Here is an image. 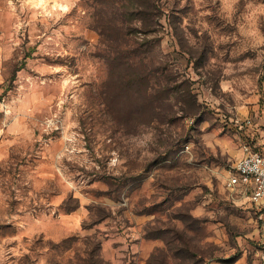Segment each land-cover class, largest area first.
<instances>
[{"label":"rangeland","instance_id":"obj_1","mask_svg":"<svg viewBox=\"0 0 264 264\" xmlns=\"http://www.w3.org/2000/svg\"><path fill=\"white\" fill-rule=\"evenodd\" d=\"M154 1L121 42L106 1L0 0V264H264L225 185L232 121L264 141V0Z\"/></svg>","mask_w":264,"mask_h":264},{"label":"built area","instance_id":"obj_2","mask_svg":"<svg viewBox=\"0 0 264 264\" xmlns=\"http://www.w3.org/2000/svg\"><path fill=\"white\" fill-rule=\"evenodd\" d=\"M256 125L253 115L232 121L241 153L234 160L225 185L226 189L255 207H264V141L259 142L251 135Z\"/></svg>","mask_w":264,"mask_h":264},{"label":"trees","instance_id":"obj_3","mask_svg":"<svg viewBox=\"0 0 264 264\" xmlns=\"http://www.w3.org/2000/svg\"><path fill=\"white\" fill-rule=\"evenodd\" d=\"M96 3H102L103 1H106L110 4V7H112L115 10V17L117 20V23L120 25V28L122 30V35L116 36V40L123 41V36H129L134 35L135 32H144L146 29L149 31L150 28L153 29V31H156V27L161 26L160 24V13L157 10V4L154 0H93ZM134 23H139L140 26L135 27L133 25ZM117 43L116 46L118 47L116 58L117 60H122L125 62L127 61V56L134 54V49L140 47L142 44L138 45H132L134 49L131 47H128L127 45L123 46V43ZM121 43V44H120ZM121 47V48H120ZM136 57V56H134ZM134 59V58H133ZM132 64H137L134 60H132ZM165 70L164 66H160L158 70H155L156 73L160 71V73H163ZM139 78L145 79L146 75L140 76Z\"/></svg>","mask_w":264,"mask_h":264},{"label":"crops","instance_id":"obj_4","mask_svg":"<svg viewBox=\"0 0 264 264\" xmlns=\"http://www.w3.org/2000/svg\"><path fill=\"white\" fill-rule=\"evenodd\" d=\"M253 113V114H252ZM249 115H253L255 118H256V121L258 120V117H257V115H256V113L255 112H251ZM248 115V116H249ZM247 117V116H246ZM236 119H238V120H243V119H240V118H236ZM245 119V118H244ZM232 126V125H231ZM257 127V126H256ZM254 128V130L252 129L251 130V135H254L255 137H256V132H258V129L257 128ZM235 132H236V130L235 129H233ZM247 132V131H246ZM242 135V134H241ZM237 138H238V136H237ZM238 140V139H237ZM219 143L221 144V145H223L225 148H227V149H229V150H231L233 153H234V155H238L239 154V152L238 151H234L233 150V148H232V146H231V144H230V142L227 140V139H225V138H219Z\"/></svg>","mask_w":264,"mask_h":264}]
</instances>
